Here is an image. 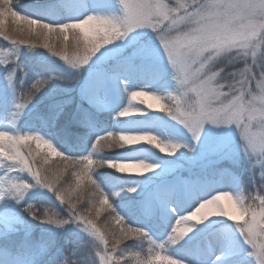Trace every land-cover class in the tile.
<instances>
[{"label": "clouds", "instance_id": "clouds-1", "mask_svg": "<svg viewBox=\"0 0 264 264\" xmlns=\"http://www.w3.org/2000/svg\"><path fill=\"white\" fill-rule=\"evenodd\" d=\"M107 2L104 10L59 16L24 0H0V84L11 105L10 127L0 128V200L10 199L41 224L60 230L71 225L85 235L71 247L65 242L60 256L47 264H192L172 249L196 225L215 217L224 219L226 226L218 231L234 255L225 259L221 249L212 264H264V0ZM125 41L145 49L147 62L165 83L124 89L126 102L113 113L129 118L123 127L96 135L83 153L62 150L42 129L18 127L52 80L75 79L55 72L29 79L22 54L43 49L75 73L101 49ZM145 112L163 113L193 142L207 126L227 142L248 176L245 183L233 174L232 182L185 206L169 205L174 215L159 238L145 223L130 222L114 202L122 192L136 190L127 177L158 165L137 155H103L140 144L168 155L189 147L136 126L132 118ZM102 169L122 175L105 187L97 176ZM34 189L50 193L59 207L21 203Z\"/></svg>", "mask_w": 264, "mask_h": 264}, {"label": "rangeland", "instance_id": "rangeland-1", "mask_svg": "<svg viewBox=\"0 0 264 264\" xmlns=\"http://www.w3.org/2000/svg\"><path fill=\"white\" fill-rule=\"evenodd\" d=\"M33 1H44L48 4L47 7H40L47 13L62 11L67 16L80 15L88 10H104L109 6L107 0ZM145 57L146 51L138 43L120 42L101 49L87 65L74 73L65 68L57 58L50 57L43 49H37L31 54H22L20 63L25 67L26 63L32 62L35 66L46 70L60 69L65 76L74 75L75 79L70 83L56 82L49 91L42 90L20 117L18 127L22 129L35 128L36 121L33 120L32 112L37 109L40 103H48L58 96H67L75 99L72 105L64 111L65 115H76L74 126L77 129L74 131L77 132V136L72 138H77L80 141L84 134L86 137L96 127L106 131L119 130L129 118H114L113 113L126 102L124 92L126 87L131 88L142 82H150L155 88L164 86V78L147 62ZM35 74L37 72L27 71V78L31 79ZM122 80L127 83H121ZM145 99L147 100V98ZM10 110V93L6 87L0 84V128L10 127ZM132 119L139 128L154 131L162 138L184 141L189 145L188 148L181 147L172 155L159 153L145 144L128 146L113 152L114 156L137 155L158 165L151 172L129 176L126 183L134 186L136 190L134 192L124 191L116 197L117 200H121L120 204L124 207L127 206L128 200L133 198L136 201L135 205H131L126 210L130 222L134 223V217L140 216L156 237L159 238L168 230L173 218V215L165 217L159 211L156 205L160 202L171 199L183 202L182 206H185L215 187L232 182L233 174L238 176L242 174L248 179L247 173L243 171L242 162H237L236 157L229 151L227 142L207 126L201 137L193 142L190 134L182 126L170 120L163 113L145 112ZM65 126L66 123L60 126V133L63 135H65ZM69 137L71 136L65 135L66 140ZM20 175L27 178L26 174ZM189 188L199 192L193 199H189L186 193ZM40 195L58 205L50 193L41 189L31 190L21 203ZM3 201L13 204V206L9 210L0 211V239H9L11 235L18 236L20 251L24 255V250H28L29 254L26 257H18L17 251L13 254L7 252L8 254H5L6 261H0V264H36L39 257L46 259V262L51 255H53L52 258H58L62 251L57 246L58 233L75 235L78 242L86 240L85 235L71 225L60 230L39 222L33 223L24 216L20 207L13 201L10 199ZM153 204H156V209L152 208ZM169 205H171L170 201H168ZM157 222L159 223L158 227ZM225 226L224 219L219 217L198 224L180 242L188 247L184 252L185 256H182L183 251L176 250V246L172 251L178 258L191 261L192 264H212L214 256L221 249L225 251L224 258L228 259L234 255V251L228 244L227 237L218 231ZM36 228L37 232L44 236V239L38 236V239L35 238ZM207 241L211 243L210 248L205 247Z\"/></svg>", "mask_w": 264, "mask_h": 264}, {"label": "trees", "instance_id": "trees-1", "mask_svg": "<svg viewBox=\"0 0 264 264\" xmlns=\"http://www.w3.org/2000/svg\"><path fill=\"white\" fill-rule=\"evenodd\" d=\"M25 4L28 5H33V6H39V7H47L48 4H46L44 1H38V2H34L33 0H24ZM51 6V5H50ZM47 14L49 15H59V16H65L64 13L58 12V11H51L48 12ZM27 71H32L37 72V74H43V75H47L49 72H55L58 75H64L63 71L58 69V70H46L43 68H39L38 66H35L32 62H28L25 64ZM56 82H63V81H58V80H52L43 90H47L49 91L50 89H52L54 87V83ZM67 100H71V103H64V101ZM75 99H71V97H67V96H58L55 99H53L52 101L48 102V103H40V105L37 107L36 110H34L32 112L33 116V120L34 122L36 121L35 124V128L36 129H42L45 132H48L49 135H51L52 137H54L55 141L62 147V150L65 151H69V152H73V153H83L86 152L88 150V148L91 146V142L92 139L99 134H103L104 132H106L105 129H100L99 127L94 128L92 131H90V133L85 137V134L82 138V140L79 141V139L77 138H72L73 136H77L76 135V131H74L76 128V126H74L75 124V117L76 115H65V109H67L68 107H70L72 105V102H74ZM66 123L65 126V132L64 134L66 136H71L68 138V140L65 139V135L60 133V126L62 124ZM103 155L106 156H114L113 152H107L104 153ZM98 178L101 180V182L104 184L105 187H108L109 185H111L112 183L115 182L116 177H120L121 174H117L115 173L113 170L111 169H102L97 173ZM240 178L247 183L248 179L246 178V176H243L242 174L239 175ZM129 179V177L126 178L125 182H127V180ZM27 201H42V202H46L50 205L53 204L52 200L48 199L45 196H35L34 199L32 200H27ZM26 201V202H27ZM121 201V200H120ZM120 201L117 200L115 198V204L117 206L118 210L123 211L122 213H127L126 210H128V208H130L131 205H135L136 201H134L133 198H130L128 200V204L126 207L122 206L120 204ZM53 206L59 207L56 203L53 204ZM24 216H26L31 222L33 223H38L37 221L32 220L30 217H28L25 213ZM134 223H144L143 220L139 217V216H135L133 219ZM157 227L159 225V223L157 222ZM158 229V228H157ZM156 229V230H157ZM37 228L34 231V234H36L35 238L38 237H42V239H44V236L41 235L39 232H37ZM13 237V239H12ZM38 239V238H37ZM83 241V240H82ZM11 242V243H10ZM19 238L18 236H10L9 239L6 238H2L0 239V261H6V253H14L17 251L16 255L18 257H26V255L28 256L29 251L28 250H24V255L22 254V252L20 251V247H19ZM65 242H67L68 246L71 247V244L73 242H78L76 240L75 235H64L62 233H58L57 234V246L59 248H61L62 250H64V245ZM129 246H131L133 244V242H128ZM57 247V248H58ZM176 250L182 252V256L184 257V252L188 249V247H186V245H184V243H179L176 246ZM22 250V248H21ZM7 253V254H8ZM15 255V254H14ZM53 257V255H51L50 259ZM42 258V257H41ZM39 257L38 262L36 264H47L46 259H41Z\"/></svg>", "mask_w": 264, "mask_h": 264}, {"label": "bare ground", "instance_id": "bare-ground-1", "mask_svg": "<svg viewBox=\"0 0 264 264\" xmlns=\"http://www.w3.org/2000/svg\"><path fill=\"white\" fill-rule=\"evenodd\" d=\"M0 174H2V172H0ZM226 182H227V181H226ZM219 183H220V182H219ZM221 183L223 184V181H221ZM221 183H220V184H221ZM186 193L188 194V198H189V199H193L194 196H195L196 194H198L199 192H197L195 189L193 190L192 188H189V190H187ZM168 201H170L171 205H172V206H175V207H182V204H183V202L172 201L171 199H167V201L165 200V202L162 201V202H160V203L157 204V205L155 204L156 207L159 209V211H160L161 213H163V215H164L165 217H168V216H172V215H174V214L171 212V210H170V208H169V206H168ZM155 205H154V204L152 205V208H153V209H156ZM12 206H13V204L5 203L3 200H0V211H3V210H4V211L9 210V209L12 208ZM210 246H211L210 241L205 242V247H206V248H210Z\"/></svg>", "mask_w": 264, "mask_h": 264}, {"label": "snow or ice", "instance_id": "snow-or-ice-1", "mask_svg": "<svg viewBox=\"0 0 264 264\" xmlns=\"http://www.w3.org/2000/svg\"><path fill=\"white\" fill-rule=\"evenodd\" d=\"M158 106V105H157Z\"/></svg>", "mask_w": 264, "mask_h": 264}]
</instances>
